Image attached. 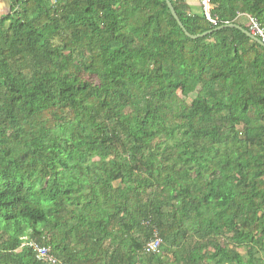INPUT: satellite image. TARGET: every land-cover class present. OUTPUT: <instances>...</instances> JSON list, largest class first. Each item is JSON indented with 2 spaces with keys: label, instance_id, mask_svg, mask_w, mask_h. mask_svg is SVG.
Listing matches in <instances>:
<instances>
[{
  "label": "trees",
  "instance_id": "1",
  "mask_svg": "<svg viewBox=\"0 0 264 264\" xmlns=\"http://www.w3.org/2000/svg\"><path fill=\"white\" fill-rule=\"evenodd\" d=\"M169 1L0 17V264H264V0Z\"/></svg>",
  "mask_w": 264,
  "mask_h": 264
},
{
  "label": "built area",
  "instance_id": "2",
  "mask_svg": "<svg viewBox=\"0 0 264 264\" xmlns=\"http://www.w3.org/2000/svg\"><path fill=\"white\" fill-rule=\"evenodd\" d=\"M51 3H55V0H48ZM200 10L204 16V18L212 25L218 24V19L216 16H212L210 13L211 10V0H197ZM245 19L246 25L248 26V32L255 36L261 43L264 44V30L258 23V21L249 14L246 13H238L234 20L237 19ZM160 244V239L155 236L153 240L147 242L144 245V250L146 252H156L158 250ZM29 246L35 253V258L38 261H42L48 264H54L57 262L55 257L49 252L48 248L38 245L35 242H29Z\"/></svg>",
  "mask_w": 264,
  "mask_h": 264
},
{
  "label": "water",
  "instance_id": "3",
  "mask_svg": "<svg viewBox=\"0 0 264 264\" xmlns=\"http://www.w3.org/2000/svg\"><path fill=\"white\" fill-rule=\"evenodd\" d=\"M165 4L171 14V16L173 17V19L175 20V22L177 23V25L180 27V29L182 30V32L185 34V36L189 37L190 39H196V38H200L205 36L206 34H208L209 32H204L202 34H198V35H190L188 34L185 29L183 28L178 16L176 15L171 3L169 0H164ZM227 27H232V28H236L240 31H242L245 35H247L250 39H252L253 41H255L256 43H258L259 45H261L262 47H264V44L261 43L255 36H253L252 34H250L247 30L243 29L241 26L237 25V24H228L226 25ZM221 28V27H220Z\"/></svg>",
  "mask_w": 264,
  "mask_h": 264
},
{
  "label": "crops",
  "instance_id": "4",
  "mask_svg": "<svg viewBox=\"0 0 264 264\" xmlns=\"http://www.w3.org/2000/svg\"><path fill=\"white\" fill-rule=\"evenodd\" d=\"M11 1L13 0H0V17L10 13ZM184 1L189 6L191 12L198 13L201 11L197 0H184ZM240 21L246 23L245 19L243 18H241Z\"/></svg>",
  "mask_w": 264,
  "mask_h": 264
},
{
  "label": "rangeland",
  "instance_id": "5",
  "mask_svg": "<svg viewBox=\"0 0 264 264\" xmlns=\"http://www.w3.org/2000/svg\"><path fill=\"white\" fill-rule=\"evenodd\" d=\"M242 250V249H241Z\"/></svg>",
  "mask_w": 264,
  "mask_h": 264
}]
</instances>
